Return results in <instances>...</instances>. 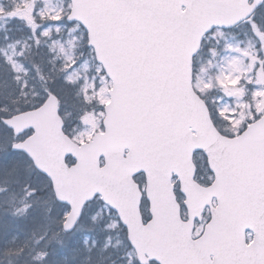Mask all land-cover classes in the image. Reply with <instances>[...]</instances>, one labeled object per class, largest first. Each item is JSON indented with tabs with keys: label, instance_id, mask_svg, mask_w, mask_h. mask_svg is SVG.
I'll list each match as a JSON object with an SVG mask.
<instances>
[{
	"label": "snow or ice",
	"instance_id": "snow-or-ice-1",
	"mask_svg": "<svg viewBox=\"0 0 264 264\" xmlns=\"http://www.w3.org/2000/svg\"><path fill=\"white\" fill-rule=\"evenodd\" d=\"M0 264H264V0H0Z\"/></svg>",
	"mask_w": 264,
	"mask_h": 264
},
{
	"label": "rangeland",
	"instance_id": "rangeland-1",
	"mask_svg": "<svg viewBox=\"0 0 264 264\" xmlns=\"http://www.w3.org/2000/svg\"><path fill=\"white\" fill-rule=\"evenodd\" d=\"M17 206H18V205H17ZM9 211H11V209H9ZM18 223H20V221L16 220L15 218H13V217H11V216H9V217L7 218V220L5 221V224H10L13 228H14ZM80 236H81V235H80ZM80 236H78V237L75 238V240H74V242H73V244H72L71 247H76V246H77V245H76V240H77ZM21 238L23 239V236H21Z\"/></svg>",
	"mask_w": 264,
	"mask_h": 264
},
{
	"label": "water",
	"instance_id": "water-1",
	"mask_svg": "<svg viewBox=\"0 0 264 264\" xmlns=\"http://www.w3.org/2000/svg\"><path fill=\"white\" fill-rule=\"evenodd\" d=\"M92 143H93V144H96V143H97V141H96L95 138L93 139Z\"/></svg>",
	"mask_w": 264,
	"mask_h": 264
},
{
	"label": "bare ground",
	"instance_id": "bare-ground-1",
	"mask_svg": "<svg viewBox=\"0 0 264 264\" xmlns=\"http://www.w3.org/2000/svg\"><path fill=\"white\" fill-rule=\"evenodd\" d=\"M20 223H22V222L20 221ZM20 223H18V224H20ZM18 224H17V225H18ZM14 228H15V227H14ZM21 240H23V239L21 238Z\"/></svg>",
	"mask_w": 264,
	"mask_h": 264
}]
</instances>
